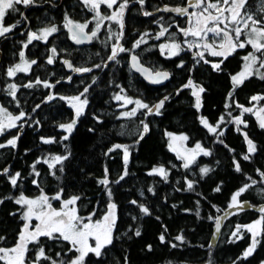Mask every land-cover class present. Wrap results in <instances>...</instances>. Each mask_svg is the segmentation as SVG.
I'll return each instance as SVG.
<instances>
[{
    "label": "trees",
    "instance_id": "16d2710c",
    "mask_svg": "<svg viewBox=\"0 0 264 264\" xmlns=\"http://www.w3.org/2000/svg\"><path fill=\"white\" fill-rule=\"evenodd\" d=\"M262 2L264 0H248L245 10L254 18L264 19ZM165 3L174 6L182 0H148L141 11L143 13L146 8L152 15L128 17L130 37L133 36L130 31L136 26L150 44L155 33L174 22L173 12L159 10ZM49 8L51 10L44 12L46 23L55 26L62 7ZM61 28L63 26L58 29ZM56 36L59 38L46 44L34 41L27 46L26 57L37 62L27 72L7 76V69L20 60L22 42L7 43L5 49L8 50L0 59V106L13 115L21 111L26 114L16 127L0 135V143L4 144L18 137L15 147L0 148V199H3L0 236L4 237L0 247L14 246L23 224L20 218L23 209L14 199L6 197H18L21 192L36 197L43 189L51 198L63 190L62 199L73 195L81 197L77 201L81 216L95 212V216L100 217L106 213L109 203L116 204L113 243L100 257L90 253L85 264H264V232L257 237L259 242L255 250L246 258L243 253L252 242V234L242 228L239 235L243 238L232 236L237 225H247L264 217V212L260 211L264 208V177L260 175L264 173V129L260 128L256 115L243 113L238 107L252 105L254 95H264V80L254 75L235 88L231 80L242 68L243 56L252 50L251 46L238 48L227 59L205 53L204 58L209 63H204L190 50L171 57L158 48L146 50L143 62L155 70L165 67L172 74L165 84L152 85L130 66L132 40H123L121 44L126 51L109 60L115 42L112 39L79 47L70 42L65 30ZM52 48H56L55 56ZM71 49L72 57L57 55L59 51L69 53ZM48 54L53 58L52 64L47 63ZM65 60L72 62L74 68L87 67L92 71L75 72ZM221 60L220 70H214L212 64ZM37 79L47 81L52 87L37 84ZM189 79L205 89L199 109L195 107L192 89L184 87ZM9 84L17 85L15 99L9 95ZM28 84L32 86L25 87ZM85 87L88 91L82 97L87 98L88 103L77 118L74 108L60 97L79 95ZM118 93L138 99L150 108L167 99L159 114L156 110L148 113L147 109H138L134 116L125 117L122 114L129 110L115 99ZM49 96L54 98L48 99ZM260 103L264 104V100ZM237 117L244 120L246 126L236 124ZM201 118H206L213 126L219 125L217 132H209ZM73 119L76 120L75 128L69 139L63 140L68 133L59 125ZM145 123L149 128L147 133L143 132ZM167 133H183L189 145L200 142L211 154H200L195 163L185 169L183 161L169 149ZM245 133L256 146L254 153L248 152ZM42 137L54 138L56 142L43 143ZM117 144L129 146L127 164L123 148H114ZM54 155H66L68 159L50 169L44 163L45 157ZM244 155H249V160H244ZM236 162L240 164L239 172ZM161 166L168 172L167 179L149 174ZM203 167L209 168L207 174L201 173ZM5 168L9 169L7 174H3ZM105 169L109 180L107 187L99 183L105 178ZM125 170L127 175H124ZM17 172L20 178L13 187L9 176ZM122 175L124 179L121 180ZM34 180L37 183L34 184ZM189 181L193 183L191 189L187 187ZM245 184L251 187L240 199L248 206L230 213L232 195ZM217 187L220 191H216ZM52 202L58 205L60 201ZM139 205L147 207L150 215L142 213ZM217 219L219 232L216 231ZM137 230L141 233L139 236L135 235ZM161 235L165 237L163 242ZM178 235L184 237L183 242L175 239ZM40 243L46 254L57 261H67L76 255L68 251L67 242L41 237ZM173 244L176 247H172ZM37 247L29 245V261L35 258ZM41 264L50 262L42 260Z\"/></svg>",
    "mask_w": 264,
    "mask_h": 264
},
{
    "label": "snow or ice",
    "instance_id": "6c2138e0",
    "mask_svg": "<svg viewBox=\"0 0 264 264\" xmlns=\"http://www.w3.org/2000/svg\"><path fill=\"white\" fill-rule=\"evenodd\" d=\"M36 0H0V37L6 36L10 33L17 25L20 23L17 20L11 25H5V17L12 13L19 11L17 5H23L28 7L34 5ZM83 4L86 7L95 13L93 19L96 21L95 28L90 32L86 31L88 29L89 23L92 21H86L84 23L74 22L65 16L67 21L64 25L68 28L69 32L72 34V39L77 44H81L85 41H91L93 38H96L98 35L99 29L103 26L104 21L115 22L119 25L122 30L124 27L123 18L125 14V9L128 7L129 0H123L122 3H119L118 8L115 11H112L110 15H104L101 13V5H106L108 9H113L114 6L118 4V0H82ZM138 2L143 6L144 0H138ZM248 0H190L189 7L199 9L198 12H188L186 7H177L174 9L165 8L164 11H175L181 15L189 16V27L180 28L179 31L183 33L184 37L191 36L194 38L193 41L187 43L189 48H202L203 51L196 53L199 56L200 60H203L204 63H209L208 60L204 58L205 51L208 52L213 57H223L227 59L228 56L232 55L238 48L243 49L247 46H251L253 49L252 52L243 57L245 61L243 70L233 75L231 77L234 88L244 83L246 79L254 75H258L260 79L264 80V73L260 72V69H264V19L254 18L253 15L248 14L246 5ZM262 10H264V2H262ZM23 17V13L20 14ZM145 16L152 15L150 12H144ZM194 18V19H193ZM56 26L45 27L40 30V33L31 32L28 35V43L24 44L26 48L29 43L33 40H46L48 36L57 32ZM109 31H111L109 29ZM168 32L167 28H162L159 35L156 37L159 39L163 37L165 33ZM209 34H212V41L208 42ZM121 33L117 34V40H119ZM145 35H148L145 33ZM244 39H241V37ZM218 38V39H217ZM143 37L140 40L136 41L134 47H139L141 43H144ZM161 52L164 53L165 50H168L170 56L178 55L182 50L180 43H170V44H161ZM53 56L56 55V48L51 49ZM126 51L119 44L112 47V53L108 57L109 60H114L118 52ZM257 53H260L258 56ZM21 58V63H18L7 69V76L14 77L17 72H27L33 64L37 62L35 60L28 61L25 59V53L21 51L19 53ZM132 67L137 70H142L145 73H148L147 69H140L138 66V60L135 55L132 56ZM53 58L50 56L47 60L48 64H52ZM64 63L73 71L78 73H86L92 71L91 68L87 67H76L73 68V65L69 61H64ZM223 60L218 63H213L212 68L214 70H220ZM259 65V67H257ZM100 67V65H96ZM151 76V73H148ZM156 77L160 79H167V72H156ZM69 79H71L69 77ZM95 80H93V83ZM154 82H159L155 80ZM37 84L43 83L45 88L52 87L47 81L36 80ZM31 84L25 85V87H31ZM90 87V86H89ZM184 87L192 89V95L195 97V107L199 109L201 105V94L205 89L201 86L196 85L192 79H189L187 84ZM8 89H10L9 95L15 99L17 85L9 84ZM88 87H85L84 91L79 95L63 97L60 99L67 100L72 108L75 109L76 117L78 118L84 110V107L87 105V98L81 99L85 93H87ZM231 96V93L229 94ZM53 96H49L48 99H53ZM115 99L117 101L123 100L125 105L135 104L136 107L129 112H124L122 115L125 117L134 116L138 109H147L148 113H152L153 108H150L148 104L143 103L140 100L133 101L130 98L116 95ZM167 97H165V100ZM165 100H161L158 104L154 106L156 113L159 114V109L163 107ZM252 101H261L264 100V95H254L251 97ZM243 110V113H253L256 115L260 128L264 129V107H259L253 112L251 107H243L238 105ZM26 114L21 111L19 115H13L8 112L6 108L0 106V135H2L6 130L11 129L17 126V121L23 119ZM223 117H221V122ZM236 124H245L244 120L240 117H237L235 120ZM143 123V122H142ZM201 123L206 127L209 132L216 133L217 126L209 124L206 118H201ZM76 125V120L73 119L69 123L60 124L59 127L64 130L68 135L62 137L63 140H68L69 135L73 132ZM149 131L148 125L143 124V132L147 133ZM170 138L169 149L173 152H176L178 159L183 161V167L185 169L189 168L192 164L195 163L198 155L202 154L208 156L211 153L206 150L200 143H196L194 148L185 149L181 146H177V141H186L188 137L186 135L175 136L172 133H167ZM220 135H223L221 132ZM143 139V135L140 137ZM18 137L8 139L6 144L0 143V148L4 147H15L17 144ZM43 143H55L54 138H41ZM245 139L248 144V152L254 153L256 151V146L254 145L251 139H248L247 133H245ZM114 148H123L124 151V161L127 164L128 161V147L122 145H115ZM112 149H110L111 151ZM249 155H244V160H249ZM68 159L66 155H56L51 158V162L45 160L44 163H47L50 169H55L57 164H62L64 160ZM39 163V161H37ZM236 171H241L240 164L235 163ZM35 169V165H33ZM9 171L8 168L3 169V174H7ZM60 171H63L61 168ZM201 173L207 174L209 168L203 167L200 169ZM158 174L163 178L167 179L168 172L166 169L161 166L154 168L152 172L149 173ZM36 176H39V173H35ZM55 175V172L52 173ZM124 175H127L125 170ZM124 175L120 179H124ZM264 177V173H260ZM20 178V173L17 172L14 175L9 176V182L13 187L17 186L18 179ZM251 179V178H249ZM118 182V181H117ZM37 183V181H33ZM100 184L105 187L108 186L109 180L107 179V169H105V178L99 181ZM256 181H252V184H255ZM187 187L191 189L193 187L192 182H188ZM251 185L245 184L238 191H236L231 197V203L229 208H240L242 207L239 197L249 188ZM62 191L57 192L53 197H49L41 189L40 195L29 198L24 195L23 192L18 197H6L5 199H14L15 204L19 205L23 211L20 213V218L23 221L22 227L18 233L17 241L12 247H0V262L2 264H41V261H49L50 264H85V258L89 254H94L96 257L102 255V251L113 243V232L116 226V204L109 203L106 213L98 219H93L96 215L95 212L90 213L88 216H81L80 210L77 207V201L81 199L80 196L73 195L68 199H62ZM151 191V189H149ZM216 191H220V188L217 187ZM109 197L111 196V190L108 191ZM52 200L60 201V207H54ZM0 203H3V199H0ZM133 204H136L137 201H132ZM140 211L145 215H150L149 209L143 205H139ZM261 212H264V208L260 209ZM16 213H13L15 215ZM245 229L247 232L252 234V242L250 246L244 251L243 256L246 258L250 256L256 248L257 237L264 232V217L256 220L254 223L248 225H237L236 230L232 233L233 237L243 238L239 234L241 229ZM216 231H220L219 219L216 221ZM141 233L139 230L135 232L136 236H139ZM46 237L54 241H64L70 245L68 251L76 253L75 256L71 257L67 261L53 259L51 256L46 254L45 248L40 243V238ZM4 237L0 236V240H3ZM176 240L183 242L184 237L178 235ZM160 240L163 242L165 237L160 236ZM29 245H37V250L35 253V258L29 261L30 248ZM172 247H176L175 244ZM66 255V254H65ZM56 256L59 257L60 253H56Z\"/></svg>",
    "mask_w": 264,
    "mask_h": 264
},
{
    "label": "flooded vegetation",
    "instance_id": "af4514ba",
    "mask_svg": "<svg viewBox=\"0 0 264 264\" xmlns=\"http://www.w3.org/2000/svg\"><path fill=\"white\" fill-rule=\"evenodd\" d=\"M148 0H144V4L146 5V2ZM123 0H118V4L116 6H114L113 9H108L106 7V5H101L100 11L102 14L104 15H110L112 11H115L118 8L119 3H122ZM190 0H182L181 4H175L174 6H170V4H162L161 6H159V10L163 11L165 13L170 12V11H164L165 8L168 9H174L177 7H188ZM49 7L56 9L59 7L61 8V16L57 17V22L55 23V26L57 27V29L61 26H63V28L58 29L57 32L53 33L52 35L48 36L46 40L44 39H40V40H33L31 43H33L34 41H41L44 44H46L47 42L52 41L53 39H58L59 36H56V34H58L60 31L65 30L68 39L70 40V42L74 43L76 46L79 47H83V46H90L92 44H96L99 43L100 40H108V39H112L114 41L117 40V34L121 33L122 31V35H120L119 38H122V40H126V41H131L132 43H134L138 37H140L141 35V29L136 28V26L132 29L133 36L130 37V33H129V28H128V17L131 15H138L139 17L141 16H145L144 12H147V9L144 8L143 9V13L141 11V7L142 5L138 2V0H129L128 2V7L125 9V14H124V18H123V23H124V27L121 30L119 25L116 24L115 22H111V21H104L103 22V26L99 29L98 31V35L96 38H93L92 42L90 44H77L75 43V41L71 38L72 34L71 32H69L68 28H66L64 25L66 24V20H65V16H67L69 19H71L74 22H79V23H84L86 21H92L91 23H89L88 26V31H91L95 28V24L96 21L93 19L95 13L92 12L89 7H86L82 0H36L34 5H30L28 7H24L23 5H17V8L19 9L18 12L16 13H12L10 15H7L5 17V25H11L13 23H15L17 20L20 21V23L17 25L16 28H14L10 33L6 34V36L0 37V59H2L3 53L5 51H7L8 49H5V46L7 45V43H12L14 41H19V42H25L28 43V35L31 32H36L37 34L40 33V30H42L45 27H51V26H47V21H46V17L44 16V12L45 10H51ZM36 9H40V11H36ZM150 12V11H148ZM173 12V14L175 15V19L174 22L169 23L168 26L166 27H162V28H167L169 32L171 31H176L179 27L181 28H185L187 27V17L183 16L181 14L176 13L175 11H171ZM21 13H23V17L20 15ZM151 13V12H150ZM137 17V16H136ZM161 28V29H162ZM109 29L111 31H109ZM177 32V31H176ZM128 35V36H126ZM29 43V44H31ZM28 44V45H29ZM22 49L25 50L26 53V49L24 47V44H22ZM135 48H132L131 51L135 52L141 59V62L146 64L145 62H143L142 60V56H145V50L142 47H137L135 50H133ZM22 51V50H21ZM132 52H130V54H132ZM64 55L67 54L70 55L72 57V49L70 50V52L66 53V51H60L57 53V55ZM49 54H48V58H49ZM66 61V60H65ZM68 61V60H67ZM72 64V62H71ZM74 68V67H73Z\"/></svg>",
    "mask_w": 264,
    "mask_h": 264
},
{
    "label": "rangeland",
    "instance_id": "374dc122",
    "mask_svg": "<svg viewBox=\"0 0 264 264\" xmlns=\"http://www.w3.org/2000/svg\"><path fill=\"white\" fill-rule=\"evenodd\" d=\"M188 12L189 13H191V12H198L199 11V9H196V8H192V7H189V5H188ZM183 16H186L187 17V23H188V21H189V16L188 15H183ZM194 19V18H193ZM187 27H189V23L187 24ZM187 27H185V28H187ZM181 27H179L176 31H171V32H167V33H165V35L163 36V37H160L159 39H157L156 37L159 35V33H160V31L162 30H159L157 33H155L153 36H154V40H153V42H151L150 44H148V40H144V38H143V40L145 41L144 43H141L140 44V47H142L145 51L147 50V51H149V50H153V49H155V48H158V49H160V45L161 44H170V43H173V42H175V43H180L181 44V48H182V50L181 51H186V50H190V51H192L193 52V54L195 55V56H197L196 55V53L197 52H199V51H203V49L202 48H200V49H198V48H189L188 47V45H187V43H185V41H188V42H191V41H193L194 40V38L193 37H191V36H188V37H184V35H183V33H181L180 31H179V29H180ZM141 35H140V37H138L137 38V40L136 41H138V40H140L141 39ZM218 39V38H217ZM136 41L132 44V48H137V47H134V45H135V43H136ZM212 41V34H209V40H208V42H211ZM123 42V40H122V38H119V40H116L115 42H114V44H113V46H115V45H117V44H119L120 46H122L124 49H125V47L121 44ZM22 44H25V42H22ZM131 48V49H132ZM130 49V50H131ZM135 49H133V50H135ZM161 50V49H160ZM22 51L25 53V50L24 49H22ZM180 51V52H181ZM253 51V49L252 50H249L248 51V53H250V52H252ZM130 52H132V51H130ZM111 53H112V51H111ZM120 53H122V52H118V54L117 55H119ZM132 53H135L134 51L132 52ZM205 53H208V52H206L205 51ZM248 53H246V54H244V56H246V55H248ZM164 54H166L167 56H169V57H171L169 54H168V50H165V52H164ZM205 55V54H204ZM258 55V54H257ZM243 56V57H244ZM223 58V57H222ZM25 59L26 60H28V58L26 57V53H25ZM29 61V60H28ZM18 63H21V58H20V60L18 61V62H16L14 65H16V64H18ZM244 63H245V61H243V66H242V68L239 70V71H237L236 73H234L233 75H236L237 73H239L240 71H242L243 70V67H244ZM257 67H259V65H257ZM156 69V68H155ZM162 69H165V67H162ZM260 72L261 73H264L263 71H262V69H260ZM18 73V72H17ZM198 86H200V85H198ZM202 87V86H201ZM119 95H121V96H124V97H126L125 95H123V93H118ZM117 94V95H118ZM127 98H130V99H132L133 101H135V99H133V98H131V97H128L127 96ZM81 99H84L83 97H81ZM120 106H122V107H126L129 111H131L133 108H135L136 107V105L133 103V104H127V105H125V102L123 101V100H120ZM243 107H251V108H253V112H255V110L256 109H258L259 107H264V104H262V103H260V101H254V103L252 104V105H250V106H243ZM85 108V107H84ZM151 108H153V111L155 110V108H154V106H152ZM75 110V109H74ZM84 111V110H83ZM242 112H243V110H242ZM17 123H18V121H17ZM173 135H175V136H180V135H184L183 133H172ZM171 142V141H170ZM198 143H200V142H198ZM176 144H177V146L179 147V146H181L182 145V147L183 148H185V149H191V148H194L195 147V145L196 144H194V145H189L188 143H187V141H177L176 142ZM201 144V143H200ZM202 145V144H201ZM127 147H128V152H129V156H128V160H129V157H130V149H129V146L128 145H126ZM203 147V146H202ZM123 153H124V151H123ZM175 154H176V152H174ZM177 155V154H176ZM54 156H56V155H54ZM199 156V155H198ZM197 156V157H198ZM52 158V157H51ZM51 158L49 157V156H46L45 157V160H48V161H50L51 162ZM128 162V161H127ZM29 198H34V197H29ZM68 199V198H67ZM239 201H240V203H241V205H242V207H240V208H229V212L230 213H233V212H236V211H239V210H241V209H243V208H245V207H247L248 206V203L247 202H243V201H241V199H240V197H239ZM60 203L61 202H59V204L58 205H56V204H54L53 202H52V204H53V206L54 207H60ZM231 203V202H230ZM116 211V210H115ZM105 214V213H104ZM103 214V215H104ZM102 215V216H103ZM102 216H100V217H97V216H94L93 217V219H98V218H101ZM116 218H117V215H116ZM258 219H261V217L260 218H258ZM258 219H256V220H258ZM255 220V221H256ZM255 221H253V222H251V223H254ZM251 223H249V224H251ZM248 225V224H247ZM202 264H210V263H202Z\"/></svg>",
    "mask_w": 264,
    "mask_h": 264
},
{
    "label": "water",
    "instance_id": "95a60500",
    "mask_svg": "<svg viewBox=\"0 0 264 264\" xmlns=\"http://www.w3.org/2000/svg\"><path fill=\"white\" fill-rule=\"evenodd\" d=\"M86 31H88V30H86ZM88 32H90V31H88ZM92 40L90 42L89 41H85V42H83L81 44H90L92 42ZM133 55H135L137 57L139 68L140 69H147L148 70V73H151V76H149L148 73H145L142 70H137L136 68H133L132 67L133 61H132L131 58H132ZM130 66H131V68L133 69L134 72L140 74L142 76V78L147 83L152 84V85H162V84H165L166 82H168L171 79V76H172L171 71L169 69H157V70H155L151 66L142 63L140 57L136 53H132L130 55ZM156 72H167L169 74L168 75V78L167 79H160L159 77H156V75H155ZM155 80H159V82H154ZM121 145L123 146V144H121Z\"/></svg>",
    "mask_w": 264,
    "mask_h": 264
},
{
    "label": "bare ground",
    "instance_id": "6f19581e",
    "mask_svg": "<svg viewBox=\"0 0 264 264\" xmlns=\"http://www.w3.org/2000/svg\"><path fill=\"white\" fill-rule=\"evenodd\" d=\"M133 70V69H132ZM140 75V74H139Z\"/></svg>",
    "mask_w": 264,
    "mask_h": 264
}]
</instances>
